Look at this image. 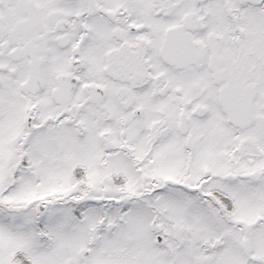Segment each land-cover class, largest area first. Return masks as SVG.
<instances>
[{
    "label": "snow or ice",
    "instance_id": "6c2138e0",
    "mask_svg": "<svg viewBox=\"0 0 264 264\" xmlns=\"http://www.w3.org/2000/svg\"><path fill=\"white\" fill-rule=\"evenodd\" d=\"M0 264H264V0H0Z\"/></svg>",
    "mask_w": 264,
    "mask_h": 264
}]
</instances>
